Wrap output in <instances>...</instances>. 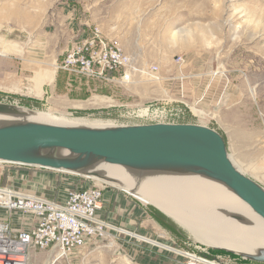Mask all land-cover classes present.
Listing matches in <instances>:
<instances>
[{"label": "rangeland", "instance_id": "obj_1", "mask_svg": "<svg viewBox=\"0 0 264 264\" xmlns=\"http://www.w3.org/2000/svg\"><path fill=\"white\" fill-rule=\"evenodd\" d=\"M94 25L137 63L158 65L161 81H149L144 75L128 85L100 81L104 90L97 88L68 106L46 99L45 87L51 82L43 84L40 95L33 90L28 78L38 69L53 68ZM176 56L182 58L181 65L174 61ZM93 95L98 100L89 104ZM0 102L110 125L153 123L140 118L139 110L164 109L159 119L167 123H196L222 134L233 161L264 187V122L259 114L264 113V0H0ZM79 103L83 105L75 106ZM1 169L4 184L18 172L45 180L72 175L79 184L75 188L102 187L103 192L120 195L131 209L129 216L143 210L150 216L147 221L126 222L108 204L106 218L113 228L103 238L58 259L46 251L32 252L33 264H188L184 255L114 228L182 252L219 256L226 264H264L199 242L129 189L33 166L5 163ZM54 186L56 195L58 182Z\"/></svg>", "mask_w": 264, "mask_h": 264}, {"label": "water", "instance_id": "obj_2", "mask_svg": "<svg viewBox=\"0 0 264 264\" xmlns=\"http://www.w3.org/2000/svg\"><path fill=\"white\" fill-rule=\"evenodd\" d=\"M35 114L34 109L0 102L2 162L104 180L108 177L98 169L102 162L116 166L131 158L156 162L136 176L197 175L224 186L264 220V187L237 168L223 137L210 127L196 123L62 125L26 119ZM246 258L264 263V255Z\"/></svg>", "mask_w": 264, "mask_h": 264}, {"label": "built area", "instance_id": "obj_3", "mask_svg": "<svg viewBox=\"0 0 264 264\" xmlns=\"http://www.w3.org/2000/svg\"><path fill=\"white\" fill-rule=\"evenodd\" d=\"M174 61L181 65L183 60L176 56ZM56 67L76 77L103 83L128 85L135 82L137 75H144L149 81H161L158 65L137 63L116 40L107 38L97 25L70 45ZM139 112L140 118L154 120L153 123H167L159 119L164 109L146 108ZM259 114L264 122V113ZM2 174L1 169L0 178ZM102 197L103 188L90 185L75 188L63 201H57L19 191L0 180V209L18 211L31 218L28 230H17L9 219L0 218V264H33L32 252L41 251L56 255L58 259L103 238L109 224L99 214L103 209ZM183 255L188 264H226L219 256L210 257L206 253L185 250Z\"/></svg>", "mask_w": 264, "mask_h": 264}, {"label": "bare ground", "instance_id": "obj_4", "mask_svg": "<svg viewBox=\"0 0 264 264\" xmlns=\"http://www.w3.org/2000/svg\"><path fill=\"white\" fill-rule=\"evenodd\" d=\"M55 69L57 67L53 64V68L38 69L28 78L32 82L33 90L39 95L43 92V84L54 80ZM97 100L98 96H94L89 104H94ZM82 105L83 103H79L75 106L81 107ZM35 112V115L26 119L62 125L103 126L111 123L55 114L48 110H35ZM229 157L237 168L245 173V170L233 161L230 154ZM155 165H157L156 162L140 161L134 158L122 166L102 162L98 165V169L108 177V180L96 177L91 179L99 183L113 184L129 189L132 194L169 214L201 243L224 247L242 254L243 257L264 255V220L257 216L247 204L221 184L197 175L171 172L136 176L137 172L145 171ZM108 227L113 228L112 225ZM114 229L121 234L129 235L172 253L183 254L182 251L172 246L136 232L121 228ZM53 257L56 256L53 255ZM48 263L50 262L45 264Z\"/></svg>", "mask_w": 264, "mask_h": 264}, {"label": "crops", "instance_id": "obj_5", "mask_svg": "<svg viewBox=\"0 0 264 264\" xmlns=\"http://www.w3.org/2000/svg\"><path fill=\"white\" fill-rule=\"evenodd\" d=\"M24 9V8H23ZM28 11V7L25 9ZM54 81L48 84L45 88L44 94H48L46 99H53L57 103L64 106H68L70 102H75L77 100H83L90 94L95 92V89L104 90L105 87L100 83V81L86 79L82 77L72 78L70 74L64 70H56ZM47 102V101H46ZM228 148V141H225ZM45 177H38L36 174L28 173H16L10 178L7 185L26 193H30L36 196L55 199L57 201H63L68 193L75 189L79 184L77 178L72 175H56L55 178H50L48 180L44 179ZM41 179V181L37 180ZM43 179V180H42ZM55 181L58 182L59 187L55 195ZM52 196V197H51ZM55 197V198H54ZM103 209L99 213L105 220L106 218V205L109 206V209L113 211V214H118L117 216L121 217L122 220L126 222L131 220L134 223L135 220L147 221L150 217L146 214V211L143 210L142 213L133 214L129 216L127 203L123 202V199L120 195L116 193H111L110 191L103 192ZM105 205V207H104ZM0 218H7L10 220L12 226L17 230H28L31 226L28 222L31 220L30 217L22 215L18 211H6L0 209ZM109 222V220H107ZM112 222V220H110ZM110 223V222H109ZM109 225H112L111 223Z\"/></svg>", "mask_w": 264, "mask_h": 264}, {"label": "trees", "instance_id": "obj_6", "mask_svg": "<svg viewBox=\"0 0 264 264\" xmlns=\"http://www.w3.org/2000/svg\"><path fill=\"white\" fill-rule=\"evenodd\" d=\"M221 136L223 137L224 141H226L225 138H224V136L222 134H221ZM1 183L4 184L2 181H1Z\"/></svg>", "mask_w": 264, "mask_h": 264}]
</instances>
